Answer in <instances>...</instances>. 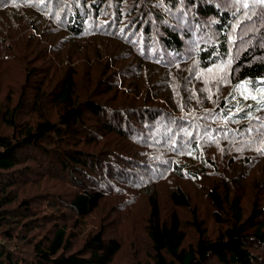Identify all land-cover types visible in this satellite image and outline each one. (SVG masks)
I'll return each mask as SVG.
<instances>
[{
	"label": "trees",
	"instance_id": "1",
	"mask_svg": "<svg viewBox=\"0 0 264 264\" xmlns=\"http://www.w3.org/2000/svg\"><path fill=\"white\" fill-rule=\"evenodd\" d=\"M0 264H264V2L0 0Z\"/></svg>",
	"mask_w": 264,
	"mask_h": 264
},
{
	"label": "snow or ice",
	"instance_id": "2",
	"mask_svg": "<svg viewBox=\"0 0 264 264\" xmlns=\"http://www.w3.org/2000/svg\"><path fill=\"white\" fill-rule=\"evenodd\" d=\"M261 2H264V0H261Z\"/></svg>",
	"mask_w": 264,
	"mask_h": 264
}]
</instances>
